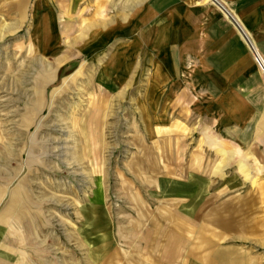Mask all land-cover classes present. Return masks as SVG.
<instances>
[{"label": "rangeland", "instance_id": "374dc122", "mask_svg": "<svg viewBox=\"0 0 264 264\" xmlns=\"http://www.w3.org/2000/svg\"><path fill=\"white\" fill-rule=\"evenodd\" d=\"M142 1L82 0L70 18L86 21L90 33L96 20L118 17L121 44L131 40L138 57ZM244 43L249 72L245 61H233L230 74L211 78L209 88H184L183 105L161 103L165 93H158L155 114L146 101L149 77L137 76L113 97L98 91L99 68L85 59L48 77L36 74L43 61L21 62L17 76L0 62L7 104L0 160L11 174L21 161L39 168L33 202L0 205L7 225L1 260L264 264V78ZM38 88H50L51 100L29 109Z\"/></svg>", "mask_w": 264, "mask_h": 264}, {"label": "crops", "instance_id": "0c3cea01", "mask_svg": "<svg viewBox=\"0 0 264 264\" xmlns=\"http://www.w3.org/2000/svg\"><path fill=\"white\" fill-rule=\"evenodd\" d=\"M81 1L0 0L1 68L9 70V75L17 76L23 67L21 62L33 67L43 61L46 66L38 68L36 74L48 77L65 62L74 58L85 59L88 66L99 68L95 79L98 91L113 97L122 93L123 88H131L137 76H146L150 78L146 101L151 103L154 111L158 107L155 102L158 93H165L161 103L167 98L183 105L184 88H209L206 86L211 78L230 74L233 61H245L244 70L249 72L251 64L244 39L254 53L260 50L264 55V0H216L212 3L201 0H143L135 10L137 27L143 29L138 57L136 53L131 54V40L121 44L122 27L118 17L114 19L113 16L107 23L96 20L90 33V25L86 21L78 20L74 24V18L70 17L77 6L80 10ZM114 9L113 5V13ZM9 59L13 64H7ZM48 84L47 80L41 82L43 86ZM39 90L35 106H27L29 109L37 110L39 104H49L51 97L47 94L50 88ZM65 90L70 91L71 88ZM3 92L0 88V93ZM6 107L7 104L0 100V122ZM36 114L38 111L33 113L35 117ZM17 135L20 132L17 131ZM11 138L14 139L13 136ZM4 155L8 156V152ZM2 160L5 165L1 164ZM2 160L0 205L13 200L16 204L33 202V178L38 174V166L34 168V164L21 161L20 166H12L11 174L8 160ZM1 217L3 219L7 215L2 213ZM4 232L7 233V225L1 222L0 245ZM15 244L11 245L15 247ZM18 246L25 248V244ZM5 259L0 258V264H26L22 255L5 256Z\"/></svg>", "mask_w": 264, "mask_h": 264}, {"label": "built area", "instance_id": "2783aa9c", "mask_svg": "<svg viewBox=\"0 0 264 264\" xmlns=\"http://www.w3.org/2000/svg\"><path fill=\"white\" fill-rule=\"evenodd\" d=\"M204 1L209 2V3L216 2V0H204ZM254 59H255V62L257 63V66L262 76L264 77V57L259 52H256L254 53Z\"/></svg>", "mask_w": 264, "mask_h": 264}]
</instances>
